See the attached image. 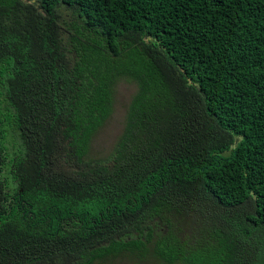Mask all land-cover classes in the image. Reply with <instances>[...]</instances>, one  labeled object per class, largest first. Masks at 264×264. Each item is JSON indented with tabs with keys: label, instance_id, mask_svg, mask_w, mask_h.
Here are the masks:
<instances>
[{
	"label": "trees",
	"instance_id": "obj_1",
	"mask_svg": "<svg viewBox=\"0 0 264 264\" xmlns=\"http://www.w3.org/2000/svg\"><path fill=\"white\" fill-rule=\"evenodd\" d=\"M121 257L264 264V0H0V264Z\"/></svg>",
	"mask_w": 264,
	"mask_h": 264
},
{
	"label": "rangeland",
	"instance_id": "obj_2",
	"mask_svg": "<svg viewBox=\"0 0 264 264\" xmlns=\"http://www.w3.org/2000/svg\"><path fill=\"white\" fill-rule=\"evenodd\" d=\"M134 91L135 86L132 83L120 81L116 85L113 112L94 135L90 157L105 158L110 153L117 136L121 132L126 106ZM106 264H134V261L129 257H121Z\"/></svg>",
	"mask_w": 264,
	"mask_h": 264
}]
</instances>
